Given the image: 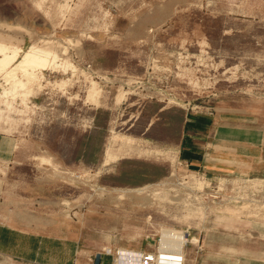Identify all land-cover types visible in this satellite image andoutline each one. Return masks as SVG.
Masks as SVG:
<instances>
[{"label":"rangeland","instance_id":"374dc122","mask_svg":"<svg viewBox=\"0 0 264 264\" xmlns=\"http://www.w3.org/2000/svg\"><path fill=\"white\" fill-rule=\"evenodd\" d=\"M0 42L7 69L56 54L5 96L0 71V222L93 251L189 229L182 264L264 263V0H0ZM114 133L133 140L104 164ZM187 135L206 171L182 161Z\"/></svg>","mask_w":264,"mask_h":264},{"label":"crops","instance_id":"0c3cea01","mask_svg":"<svg viewBox=\"0 0 264 264\" xmlns=\"http://www.w3.org/2000/svg\"><path fill=\"white\" fill-rule=\"evenodd\" d=\"M113 135H117V138L111 137L110 145L104 152V164L118 159L125 153L114 150L115 142L121 141V144H124L133 140L131 137H124L117 133ZM12 144L13 139L0 132V162L11 158ZM144 151L139 150L138 154ZM178 152L183 157V162L188 165H198V169L203 168L206 171L203 164L207 153H202L190 135L182 138ZM159 233L162 244L176 248L173 256L180 257L182 264L184 241L180 243L177 230L167 232V229L164 230L161 226ZM123 235L127 238H135L140 235V230L134 226H127ZM197 241V238L192 237V242L196 243ZM110 246L113 247V250L93 251L82 244L80 245L77 240L71 237L28 231L0 222V264H115L116 258H118V264H128V255L138 251L129 244L110 243ZM120 248L128 250L116 252ZM144 250H154V248L146 246ZM191 264H197V261H192Z\"/></svg>","mask_w":264,"mask_h":264},{"label":"bare ground","instance_id":"6f19581e","mask_svg":"<svg viewBox=\"0 0 264 264\" xmlns=\"http://www.w3.org/2000/svg\"><path fill=\"white\" fill-rule=\"evenodd\" d=\"M11 48L7 44L0 42V71L5 72V75H3V78L7 82V84L12 80L9 87L4 88L2 91L3 96L8 95L9 93H13L14 90H16L18 87H24L28 83L32 82L34 80L35 75L33 74V68L35 67H45L49 62H54L56 54L54 51H52L49 47H36L31 46L28 50L24 51L22 57L20 59H17V63L11 67L10 69H7L9 66L12 65V62L18 55V50L13 49L12 53H9L7 50ZM52 57V60H50ZM56 63V62H55ZM20 70L24 72L23 74L27 75L26 81L23 79H18L15 77V71L14 70ZM16 70V71H17ZM22 91V90H21ZM23 92V91H22ZM100 93V89L96 83H92L90 88L87 91V98L88 99H96ZM123 96V93L118 94L117 100H120ZM125 96V95H124ZM9 105V104H8ZM117 138V135H113V139ZM202 177V176H201ZM200 180L194 178V183L200 184ZM173 230L168 229L167 232H171ZM178 238L180 240V243H182V237L181 234H178ZM192 242V237L189 239ZM195 243V242H192ZM128 249H117L116 252L120 253L122 251H127ZM130 254V253H129ZM128 255V254H127ZM175 257V256H173ZM172 257V258H173ZM180 258V257H175ZM180 260V259H179ZM118 258H116L115 264H118Z\"/></svg>","mask_w":264,"mask_h":264},{"label":"built area","instance_id":"2783aa9c","mask_svg":"<svg viewBox=\"0 0 264 264\" xmlns=\"http://www.w3.org/2000/svg\"><path fill=\"white\" fill-rule=\"evenodd\" d=\"M184 243L182 247L185 245L198 244L192 243L190 239L189 229H185L182 232ZM176 248H172L171 245H164L160 242V238L158 240V246L154 250H138L135 253L128 255V264H181V259L173 257L175 254ZM126 255V254H125ZM173 257V258H172ZM136 258V259H135Z\"/></svg>","mask_w":264,"mask_h":264},{"label":"trees","instance_id":"16d2710c","mask_svg":"<svg viewBox=\"0 0 264 264\" xmlns=\"http://www.w3.org/2000/svg\"><path fill=\"white\" fill-rule=\"evenodd\" d=\"M202 126H201V124L200 123H198V122H195V121H188L187 123H186V128H193V129H195V130H197V129H200Z\"/></svg>","mask_w":264,"mask_h":264}]
</instances>
